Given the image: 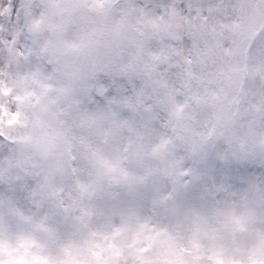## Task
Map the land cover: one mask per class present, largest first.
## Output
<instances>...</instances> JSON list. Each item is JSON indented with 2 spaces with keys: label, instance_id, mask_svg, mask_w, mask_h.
<instances>
[{
  "label": "snow or ice",
  "instance_id": "snow-or-ice-1",
  "mask_svg": "<svg viewBox=\"0 0 264 264\" xmlns=\"http://www.w3.org/2000/svg\"><path fill=\"white\" fill-rule=\"evenodd\" d=\"M0 264H264V0H0Z\"/></svg>",
  "mask_w": 264,
  "mask_h": 264
}]
</instances>
